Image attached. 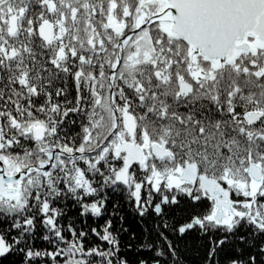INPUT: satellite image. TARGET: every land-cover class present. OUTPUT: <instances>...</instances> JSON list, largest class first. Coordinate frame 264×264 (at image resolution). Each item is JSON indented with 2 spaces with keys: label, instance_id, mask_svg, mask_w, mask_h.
Returning a JSON list of instances; mask_svg holds the SVG:
<instances>
[{
  "label": "snow or ice",
  "instance_id": "snow-or-ice-1",
  "mask_svg": "<svg viewBox=\"0 0 264 264\" xmlns=\"http://www.w3.org/2000/svg\"><path fill=\"white\" fill-rule=\"evenodd\" d=\"M10 3L11 0H0V13ZM262 55L264 52L258 50L252 57L254 63L245 60L241 66L245 71L236 80L239 87L231 97L230 112H225L224 104L216 109L203 98L202 102L190 104L187 101L191 94L185 98V110L196 117L198 139L208 138L205 123L218 121L211 130L223 139L222 144H217L219 156L215 149L211 150L216 164L209 169L207 165L212 160L192 156L197 160L198 174L215 171L221 191L214 194L202 188L198 178L191 183H170L165 166L175 168V163L167 160L152 158L148 167L133 162L127 168L130 178H122L123 154L113 156L109 149L103 159L97 160L107 147V140L94 152L77 151L75 146L86 141L82 136L74 138L64 124L70 116L75 124V117L82 115L81 106L87 111L93 103L90 93L82 92L75 102V111H70L60 121L57 133L52 134L60 144L52 149L51 158L40 169L48 174L47 178L41 176L39 184L25 183L19 201L0 197V264H264V179L246 171L250 164L264 166V132L248 134L250 128L264 125V117L249 125L243 117L252 103L245 106L243 101L235 102L255 87L243 82L245 76H252L256 84L264 82V72L259 71ZM239 62L240 58L236 63ZM55 95L63 99L61 92ZM203 103L208 107L204 108ZM72 131L81 129L77 125ZM231 137L244 142L243 153L231 155ZM10 139L3 134L0 153L31 155V149L38 151L40 147L27 135H17L5 144ZM65 147L72 149L71 155L63 151ZM203 147L208 153V146ZM57 156L62 165L55 163ZM185 159L181 152L177 161L181 167ZM153 165L164 179L157 182L152 178ZM237 169L243 174L244 190L235 186L234 182L240 179ZM21 175L26 181L32 173L22 169L13 180ZM0 179L8 181L2 160Z\"/></svg>",
  "mask_w": 264,
  "mask_h": 264
},
{
  "label": "bare ground",
  "instance_id": "bare-ground-1",
  "mask_svg": "<svg viewBox=\"0 0 264 264\" xmlns=\"http://www.w3.org/2000/svg\"><path fill=\"white\" fill-rule=\"evenodd\" d=\"M101 2H95L91 6V3H87L83 6L79 0H70L68 3L63 0L60 3L45 0L44 3L38 2L32 13L22 12L20 16L11 17L9 27L13 35L18 36L19 21L27 22L26 40H16L21 41L19 45H16L21 46L19 52L26 51L27 54L24 55L26 61L20 59L11 73L6 76L18 82L19 87L11 94L4 87L0 92V117H2L0 118V139H3V134H7L11 139L6 140L5 144H10L17 135H32V139L40 147L38 151L36 148L31 149V155H20L13 152L0 153V160L4 162V169L8 176L7 182L0 179V188L15 183L17 179L13 180V177L17 172L25 169L26 164L35 166L33 170H29L32 175L27 176V179L31 176L37 177L39 179L34 180V183L39 184L41 176L47 178L48 174L41 172L40 169L48 163L52 149L56 148L58 146L56 143L60 142V140L55 142L52 135L57 133L60 121L63 120L59 114L66 116L70 111L75 110V102L79 101L81 93L85 92V86L82 91L79 89L74 95L72 91L69 92L72 98L76 99L74 102L66 99L69 103L60 102L64 98L59 99L56 96L54 97L55 102L49 104L53 107L49 108L47 105L44 109V105L39 103L40 96L33 92L34 87H41L42 81L38 80L41 76L52 86L54 83L60 85L62 82V84L67 83L63 84L65 87L72 88L83 80L89 84V90L95 95L99 94L101 88L91 82L96 83L102 80V86H107L108 90L113 89L116 94L120 95L119 99L122 94L126 95L125 92H131L127 95L128 102H124L132 114L131 117L125 118L112 111V116L108 118L109 121L96 119L93 121L91 116L99 114L102 110H96L90 106L87 111H84L88 114V120H83V125L87 123L90 132L98 135V141L106 134H116L117 124H120V128H129L132 125L138 127L136 121L139 119L149 123L153 129L169 128L170 135L175 133V136L179 138L180 136L176 135L179 130L174 128L172 122L161 123L160 120V123H157L150 120V117L145 114L147 112L141 111L142 102L132 97L133 92L138 95L141 91L149 94L152 97L150 107L158 106L161 112H165L177 103L185 107V98L189 97V94L191 95L187 101L188 104L192 101L202 102L203 98V101L216 106L224 104L226 112V108L233 105L231 97L235 96L239 87L236 84L239 73L245 71L241 66L245 60L254 63L252 57L256 56L258 50L264 52V0H110L109 2L106 0L98 6ZM110 2L115 7L110 6ZM95 7H99L98 11ZM18 9L24 10V7ZM108 9H113L114 13L109 17L106 12ZM144 14L146 18L141 20ZM256 35L262 39L255 40ZM138 38L140 42L136 44ZM34 44L39 47L37 50L33 49ZM99 51L101 54L98 56ZM136 53L137 58L131 59L133 61L131 64L134 65L132 66L129 63L130 58ZM6 55L14 56L15 51L12 50ZM144 55L148 58L143 65L152 77L143 78L139 84L150 86L153 96L144 89L125 90L135 86L133 81H131L132 85L127 81L128 76L133 77V80L137 76H144L140 70L141 58ZM238 58H240L239 64L236 63ZM39 59L44 61L40 63ZM1 60L2 63H10ZM9 60L13 61V59ZM260 61L259 71L264 72V55L260 56ZM115 65L117 67L112 68ZM35 70L37 72L33 73ZM162 80L165 83H162ZM244 81L250 83L254 80L249 75L244 77ZM261 83L264 85V82ZM212 92H214V97L209 101L208 94ZM225 93L228 95H224ZM21 95L27 96L28 102L33 101L39 105V109H31L30 113L23 112L25 102ZM227 97L230 100L225 102L224 98ZM240 98L242 97L239 96L235 102L239 103ZM154 99L157 102L154 103ZM246 100L252 101L249 97ZM254 100V105L252 104L249 110V113H252L251 117L264 115L262 109L264 108V97ZM203 107H208V104L203 103ZM41 108L43 110H40ZM115 109L120 111L121 107H115ZM176 112V116L181 118L182 122L187 123L188 121L191 125H196L194 115L184 116L178 109ZM39 114H45L47 122L42 117L38 120L36 116ZM163 115L174 120V117L167 113ZM106 116L107 114H104L102 117ZM124 121L126 124H123ZM17 122L18 125H16ZM207 124L208 127L205 126V128L209 129V134H212L211 130L214 128L210 125L211 123ZM15 125L20 127L24 125L22 128L25 130L18 134L8 132L9 127ZM73 125L71 120H67L64 128L71 131ZM77 125L82 126L76 121L75 126ZM41 140L42 143H38ZM162 140L165 142L161 144V147H153L157 151L156 155L167 148L171 156L169 160L178 159L180 152L173 151V148L176 149L177 141L171 140V144L167 146L169 142ZM84 141H86L84 145H88L93 139L86 138ZM133 147L128 146V148ZM92 150L95 151L96 146L93 145ZM40 153L44 155L41 156ZM123 153L125 157L122 158H125L127 162L134 160L132 156L138 158L141 151L131 150ZM175 153H178L177 156ZM55 163L63 164L59 156L55 158ZM85 163H90V161L86 160ZM21 167L23 168L20 169ZM38 171L40 173H37ZM183 174V181L191 183L198 178L202 188H215L213 185L203 183L189 170L184 169ZM77 175L79 176V173ZM242 179L243 177H240L238 181ZM18 180L24 183L25 175H21ZM23 185H20L21 190L24 188ZM7 192L10 193V191ZM215 192L217 191L214 190L213 194Z\"/></svg>",
  "mask_w": 264,
  "mask_h": 264
},
{
  "label": "rangeland",
  "instance_id": "rangeland-1",
  "mask_svg": "<svg viewBox=\"0 0 264 264\" xmlns=\"http://www.w3.org/2000/svg\"><path fill=\"white\" fill-rule=\"evenodd\" d=\"M53 1L60 3L61 0H53ZM63 1H66L68 3L70 0H63ZM79 1L82 3L83 6H85L87 3H91L90 4V6H91V5H94L95 2L102 1L101 3H99V4H102L106 0H79ZM107 1L109 2L110 0H107ZM113 1H115V0H113ZM13 2H15V6L14 7H12V8L5 7L4 8L5 10L3 11V14L0 13V25H4L5 27H7L8 35L11 34L9 24H10V19H11L12 16H14V15L20 16V14L22 12H24L26 14H30V13L34 12L33 9H34L35 6L38 5V2H43L44 3L45 0L44 1H42V0H13ZM109 5L112 6V7H115V5L113 3H111V2H110ZM27 6H28V9H27ZM19 7H24V10H19L18 9ZM92 8H94V7H92ZM95 8L98 11L99 7H95ZM8 9H12L11 15H9V17H8V14H9V10ZM112 10L113 9H108L106 11L107 14H108V17H109V15H113L114 14L112 12ZM145 18H146V15L144 14L143 17L141 18V20H144ZM116 23H117V21H116ZM19 25L20 26H26V28H27V22L26 23L20 22ZM112 33H113V31H112ZM118 34L121 35L120 33H118ZM19 35H20V39L21 40H23L24 38H27V36H28L26 31H23V30L19 31ZM6 37L7 36H5V38H4L2 43L0 42L1 47L4 46V45H10V43H8L10 38L8 37L6 39ZM139 42H140V39L138 38L136 40V44H138ZM165 46H167V45H165ZM33 49L37 50L38 47L37 48L33 47ZM2 50H3V48H2ZM10 52H11V50H8L7 54H10ZM97 54H101V52H97ZM133 55L130 58V62H129L130 64H131V62H133L132 60L137 58V53L134 55V57H133ZM8 58L11 59L13 57L10 56V55L9 56L6 55V57H3V60L8 61ZM147 58H148L147 55L146 56L144 55L143 58H141L142 65L140 67V70L142 71L144 76L143 77L137 76L135 80H133V77L128 76L127 81L130 82L131 85H132L131 81H133L135 86H134V88H126L125 89L126 91H130L131 89H133V91L134 90L138 91L137 89H144V90H148L149 93L153 96V93L150 92L151 91V87L150 86L147 87V86H143V85L139 84V82H141L143 78H145L147 76H149V78L152 77L149 73H147L148 69H146L145 66L143 65V63L146 61ZM42 61H44V60H42V59L40 60L39 59L40 63ZM131 65L134 66L133 64H131ZM136 65H137V63H136ZM13 67H15V65H13L10 62L8 64L6 63V65H3L0 68V70H1L3 75L7 76L14 69ZM116 67H117V65H115L112 68H116ZM4 71H6V72H4ZM35 72H37V71L35 70L33 73H35ZM38 80H39V82L42 81L41 82V87L40 86L34 87L33 88V92L36 95L40 96L39 103L44 105L43 108L45 109V107L47 105H49L50 103L55 102V98L54 97H56L55 93L58 92L59 85H56L54 83V86H52L50 84V82H47L45 80V78L42 77V76ZM52 82H54V81H52ZM102 82H103V80L100 81V82H96V83L91 82L93 85L101 88V91L99 92V94L95 95L89 90V84L87 82H85L83 80L79 81V89L81 91L83 90V87L85 86V92L90 93V95H94V96H90L89 97L90 99L94 98L93 103L91 104V107L96 109V110H100V111L102 110L99 114H96V115L92 114L93 117L91 116V119L93 121L95 119L96 120L109 121L108 118L110 116H112L111 115L112 111L117 112L116 114H119L120 116H123L125 118L126 117H131L132 114H131L130 110H128L129 108L124 103V102H128L129 97L127 95L131 94V92H125L126 95L122 94L121 98L119 99L120 95L116 94L113 89L112 90H108L107 86L103 87L102 86ZM243 82H245V81H243ZM246 83H248V82H246ZM248 84H253V85H255V87L250 88L244 94L240 95L242 98H240L239 103L241 101H243L245 106H247L249 104V102H251L254 105V102H255L254 99L260 100L261 97H264V85L261 82L259 84H256L255 81H252V82H250ZM113 85L115 86V84H113ZM77 86H78V84H77ZM67 88L68 87H65L64 85H62V89H63L65 94L62 93L64 99L61 100L60 102L66 101L67 103H69L68 101L74 102L76 100L75 98H72V95L69 94V92H71L69 90L70 88L68 89V91H67ZM139 91H141V90H139ZM21 96H22V98L24 99V102H25L24 103V107H23V112L30 113L31 109L38 108L39 105L35 104L33 101L30 103V102H28L26 100V98L23 95H21ZM255 96H257V97H255ZM50 97H53V99H49ZM132 97L134 99H137L139 102H142L143 107H146L145 109L142 108V112L143 113L147 112L145 114L150 117V120H152L154 122H157V123H160V120H161V123L162 122H172V125L175 126L174 128L176 130H179L178 134H176V135H179L180 137L179 138L176 137L175 133L172 134V136H171L170 133H169L170 132L169 128L165 127V128L153 129L149 123H146L143 120L139 119V120L136 121L138 127L136 125H132L129 128L128 127H125V128L121 127L120 128V124H117V129H116L117 133L116 134H106V135L102 136L100 141H98L97 140L98 139V135H95L94 133L90 132L89 128H87V125H86L87 123L84 124V125L80 123L81 120H86V121L88 120V114H86L84 112L83 106H81L82 115H77L75 117V120L82 125V126H79L81 131L80 132L72 131L74 128L77 127L74 124L73 127H72V130L70 132H72V135L75 138H80L82 136L83 140H85L86 138H91V139H93V141H91V144L89 143L90 145L89 144L88 145H84V143H82L83 145L80 144L78 146H75L76 150L80 151V152L91 153V152H94V150H92V146L93 145L96 146V149H98L107 140L108 141L107 147L104 149V151L100 152V154H99L101 159L104 158V156L107 154V151L109 149L112 151L113 156H117V157L120 156L121 154H123L122 157H125L123 152H128V151L130 152L131 150H136L137 152L141 151V154H139L138 158H135L134 156H132V158H134L133 161L130 160V161L126 162V160H124L125 158H123V160H124L123 171L124 172H121V177L122 178H124V177L130 178L128 176V174H127V168L133 162H138L141 167H148L152 163V158H155L157 161L167 160L169 162L175 163V168H171V167L165 166L166 172H167V178H168L170 183L182 182L183 179H184L183 170L185 169V170H189V171L193 172L195 175H197L203 181V183H205V184L208 183L210 185L215 186L214 189L206 188L209 192L213 193L214 190L221 191L220 186L217 183V177L215 175V171H209L207 174H205L203 172L198 174V172H197V160H193L192 159L193 154H195L197 159L212 160V154H211V150L212 149H215V154L217 156H219V151L220 150L217 147V144L218 143L219 144L223 143V139L221 138V136H219V135H215L214 136L213 134H208V138L206 140L205 139H198L197 131L195 130V125H191V123H189L188 121H187V123L183 122L182 125L180 123H178L179 121H182V120H181V118L176 116L177 109L184 116L186 114L192 115L189 111H186L185 107H183L180 103H177L176 105H181V106L177 107L175 105V107L173 109H172L173 106H171L169 108V110H166L165 112H161L158 106H156L154 108L150 107V100H151L152 97L149 94L144 93L143 91H141V93L139 92V95H138L135 92H133ZM208 97H209V101H211L212 98L214 97V92L209 93ZM247 97L251 98L252 101H247L246 100ZM224 99H225V102H228L230 100L229 97L224 98ZM103 100H106L107 102L104 103V102H102ZM15 101L21 102L20 100H15ZM52 107H53V105H49V108H52ZM115 107L116 108L117 107H119V108L121 107V110L117 111L115 109ZM232 107H233V105H229L226 108V112H230ZM43 108H41L40 110H43ZM262 109L264 110V108H262ZM74 111L75 110H73L72 112H74ZM197 111H199V109H197ZM164 113H167L168 115H171L172 117H174L175 121L171 117H168L166 115L164 116L163 115ZM102 114L103 115L107 114V116L105 118H103ZM251 114L252 113H249V110H248V111H246L244 113V117H243L247 121V123L249 125L253 124L257 120H260L261 117H264V115H259L257 117H251ZM33 115H35V114H33ZM59 115L61 116V119L64 120L65 115H63V114H59ZM41 117L44 118L45 121L47 120L46 117H45V114H43V115L39 114V115L36 116V118L38 120L41 119ZM188 119H189V117H188ZM68 120L72 121L73 117L70 116L68 118ZM217 122L218 121L216 119H213L210 125H212L213 128H215L216 125H214V123H217ZM228 123L231 126V121H229ZM123 124H126V121H124ZM205 126L208 127V124L206 123ZM223 127H224V125L221 124V128H223ZM16 129H17L16 130L17 132H15V134H18V133H20V131L21 132L23 131V130H21L19 128H16ZM9 130H10V128H9ZM87 131H89V132L87 133ZM261 132H264V125H262L259 128H250L248 134H249V136H252L253 133L260 134ZM29 133L31 134V131ZM29 136L32 139V135H29ZM110 136H111V139H109ZM162 139H165L166 142H169L167 144V146H169L171 144V140L175 139L177 141V143H175L176 144V150H178L180 153L183 152L184 157H186L183 167H181L180 164L177 162L179 160V158H180V154L175 153V156H177V154H178V159H176L174 161L169 160V158H171V156H170V152H169V150L167 148H164L159 154L156 155L157 151L153 147H155V146H158V147L160 146L161 147V144L163 142H165ZM57 140H59V139H57ZM57 140H55V142ZM238 140L239 139L236 138V137H231L230 138V143L234 144ZM253 140H254V137H253ZM129 142H131L132 144L129 143ZM56 144L59 145L60 142H58ZM190 145H191V147H189ZM205 145L208 146V149H209L208 153H205V151H204V147L203 146H205ZM128 146H131V147L134 146V147L133 148H128ZM197 148H199L200 150L197 151ZM236 148H235V150H231L236 155L238 153H243L245 151V147H243V146L242 147H236ZM255 150H256V144L254 142L253 145H252V151L255 152ZM63 151L67 152L68 154H70V153L72 154V149H70V148L65 147L63 149ZM136 155L138 156L137 153H136ZM98 158L99 157H97V159ZM17 161H19V159ZM226 162L230 163V160H226ZM214 164H216L215 160L212 161L211 164H208L207 167L209 169H212ZM22 168L23 167H21L20 169H22ZM246 171L252 177H258V178L264 179V166H261L259 163L250 164V166L246 169ZM237 174L240 177H243V174L239 172V169H237ZM225 175H228L227 171L225 172ZM36 178L37 177L29 178L24 183L23 182L20 183V181L17 179V181H14L15 183H11V185L3 186L4 188H0V197H7L8 199H16L17 201H19V198L22 195V190L20 189L21 191L19 190V192H16V189H15L16 187L15 186L18 185V184L20 186V185L25 184V183L30 185V183H34L35 182L34 180ZM152 178L155 181L158 182L159 180L164 179L165 176H164V174L162 172L157 171L156 167L153 165L152 166ZM220 178H223V177H220ZM234 183H235V186L239 187L241 190H244L246 188V184H245L244 179H242V181L236 180ZM252 186H253V188L255 187V181H253ZM23 187H24V185H23ZM7 191H10V193H8ZM226 199H227V197L225 195V202H226ZM224 205L226 206V204H224Z\"/></svg>",
  "mask_w": 264,
  "mask_h": 264
},
{
  "label": "flooded vegetation",
  "instance_id": "flooded-vegetation-1",
  "mask_svg": "<svg viewBox=\"0 0 264 264\" xmlns=\"http://www.w3.org/2000/svg\"><path fill=\"white\" fill-rule=\"evenodd\" d=\"M15 6V2H13V0H11V3L10 4H6L5 5V7H10V8H12V7H14ZM9 10V13L10 12H12V9H8ZM8 17H9V14H8ZM19 23H20V21H19ZM17 29L20 31V30H23V31H26L27 30V28H26V26H20V25H18L17 26ZM26 33H27V31H26ZM4 35V36H3ZM5 36H7L6 37V39L9 37L10 38V42L8 41V43H10V45H4V46H2L1 47V45H0V51H2V52H0V68L3 66V65H6V63H2L3 61L1 60V59H3V57H6V54H7V51L8 50H14L15 51V55L14 56H12L13 58H11V59H13V61H11V60H9V58H8V62L10 61L13 65H15V64H17L18 62H20V59H23L24 60V55H26L27 54V52L26 51H22V52H24L23 54H22V52H19V48L21 47V46H16V45H19L20 43H21V41H16L17 39H20V35H19V32H18V36L16 35V34H9L8 35V29H7V27H5L4 25H0V42L2 43L3 42V40H4V38H5ZM23 40H26V38H24ZM23 46V45H22ZM33 47H35V48H37L38 46H37V44H34V46ZM2 48H3V50H2ZM30 48H31V46H30ZM39 48V47H38ZM99 52H101V51H99ZM98 56L100 55V54H97ZM25 61V60H24ZM23 61V62H24ZM161 72H162V70H161ZM65 81V80H64ZM162 83H165V81L164 80H162ZM63 84H67V83H63ZM62 82H60V85H59V87H58V92H61V93H64V91H63V89H62ZM5 88L6 89V91L7 92H9V94H11V92L14 90V89H17L18 87H19V84H18V82H16V81H14V80H12V79H9V78H7L5 75H3L2 74V72H1V70H0V92H1V90H2V88ZM148 87V86H147ZM70 88V89H69ZM68 89L70 90V91H72V94L74 95L77 91L75 90V89H79V82H78V86L76 85L74 88H72V87H68L67 88V91H68ZM150 92H152L153 93V91H152V89H151V91ZM166 93V92H165ZM25 98H26V100H28V97L27 96H24ZM155 102H157L156 101V99H154V103ZM176 105V104H175ZM175 105H173V107H172V109L175 107ZM216 106V105H215ZM218 109L220 108V105L219 106H216ZM143 109H145L146 107H142ZM142 108H141V111H142ZM207 108V107H206ZM129 110V109H128ZM169 110V109H168ZM153 111V110H152ZM217 123H214V125H216ZM16 125H18V122H17V124ZM10 126L9 128H10V131L8 130V132H13L14 134H15V132H17L16 130V128H19V129H21V130H23V128L22 127H24V125H21V127L20 126ZM16 127V128H15ZM8 129V128H7ZM25 130V129H24ZM23 130V131H24ZM21 132V131H20ZM1 136V135H0ZM38 143H42V140L40 141V142H38ZM69 155H71V154H69ZM99 158H100V156H98ZM101 159V158H100ZM86 161V160H85ZM25 167L28 169V170H33L34 168H35V166H33L32 164H26L25 165ZM37 173H40L39 171L37 172ZM33 176H31L30 178H32ZM29 179V178H28ZM36 179H39V178H36ZM35 179V180H36ZM21 183V182H20ZM16 188V192H19V190H20V188H21V186H19V184L18 185H16L15 186Z\"/></svg>",
  "mask_w": 264,
  "mask_h": 264
},
{
  "label": "trees",
  "instance_id": "trees-1",
  "mask_svg": "<svg viewBox=\"0 0 264 264\" xmlns=\"http://www.w3.org/2000/svg\"><path fill=\"white\" fill-rule=\"evenodd\" d=\"M101 4H98V6H100ZM232 146H231V150H235V148L236 147H245V144L243 143V141L242 140H238V141H236V143H234V144H231ZM237 149V148H236ZM231 155L232 156H235L236 154L233 152V151H231Z\"/></svg>",
  "mask_w": 264,
  "mask_h": 264
},
{
  "label": "water",
  "instance_id": "water-1",
  "mask_svg": "<svg viewBox=\"0 0 264 264\" xmlns=\"http://www.w3.org/2000/svg\"><path fill=\"white\" fill-rule=\"evenodd\" d=\"M253 39H254V37H253ZM256 39H260V40H261L262 38H260L259 35H256V36H255V40H256Z\"/></svg>",
  "mask_w": 264,
  "mask_h": 264
}]
</instances>
